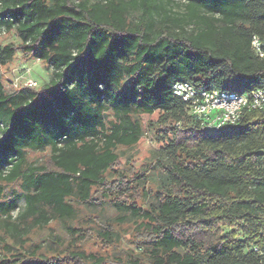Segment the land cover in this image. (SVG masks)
I'll use <instances>...</instances> for the list:
<instances>
[{
    "label": "trees",
    "instance_id": "16d2710c",
    "mask_svg": "<svg viewBox=\"0 0 264 264\" xmlns=\"http://www.w3.org/2000/svg\"><path fill=\"white\" fill-rule=\"evenodd\" d=\"M0 27L19 39L0 67L21 51L54 71L12 93L0 81V264H264V110L209 130L172 92L264 89V0H0ZM145 134L160 156L125 152ZM80 209L116 248L133 224L135 249L87 253L76 226L68 245L30 244Z\"/></svg>",
    "mask_w": 264,
    "mask_h": 264
},
{
    "label": "rangeland",
    "instance_id": "374dc122",
    "mask_svg": "<svg viewBox=\"0 0 264 264\" xmlns=\"http://www.w3.org/2000/svg\"><path fill=\"white\" fill-rule=\"evenodd\" d=\"M176 1L182 2V0ZM0 44H13L17 46L19 44V39L14 31L7 32L4 27H0ZM53 72V68L47 67L43 62L32 57H25L21 51H18L10 63L0 67V81L4 85L5 91L7 93H12L24 87L29 80L36 81L38 83L37 87L46 84L52 79ZM125 152L129 155L146 157L147 159L160 156L148 134H145L138 146L127 149ZM49 154L48 150L43 152H32L28 154V157L31 162L36 164L46 161ZM10 188V186H7V190H10ZM24 208L25 201L21 198L18 200V207L13 212V216L16 217ZM104 212L107 218H114L117 215L115 210L110 207L106 208ZM94 215H96V213L92 214L87 210L80 209L79 216L76 219L72 221H52L47 227L33 231L28 240L30 244L41 243L47 240L51 235H57L62 238L65 245H68L74 241L68 231V227L76 226L82 227L84 232L87 233V239L78 244L80 249L87 253L110 255L113 253V248L115 250L135 249L134 246L128 242L135 233V226L133 224L117 226V230L122 239L118 242V247L116 248V246L114 247L113 245L102 242L97 232L99 228L92 222L94 220ZM3 231L4 230L0 227V235H2ZM5 253V249L0 246V258Z\"/></svg>",
    "mask_w": 264,
    "mask_h": 264
},
{
    "label": "built area",
    "instance_id": "2783aa9c",
    "mask_svg": "<svg viewBox=\"0 0 264 264\" xmlns=\"http://www.w3.org/2000/svg\"><path fill=\"white\" fill-rule=\"evenodd\" d=\"M251 48L259 57H264V43L254 35ZM25 86H38L29 80ZM172 92L183 100L190 115L199 121L204 129H220L238 124L242 117L251 111L264 110V89L248 93L220 91L214 86L196 85L189 80H179L172 85ZM259 250L258 247L255 248Z\"/></svg>",
    "mask_w": 264,
    "mask_h": 264
}]
</instances>
